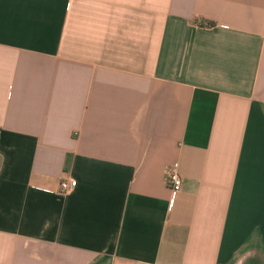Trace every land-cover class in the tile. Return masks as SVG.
Segmentation results:
<instances>
[{"label": "crops", "instance_id": "1", "mask_svg": "<svg viewBox=\"0 0 264 264\" xmlns=\"http://www.w3.org/2000/svg\"><path fill=\"white\" fill-rule=\"evenodd\" d=\"M0 264H264V0H0Z\"/></svg>", "mask_w": 264, "mask_h": 264}, {"label": "built area", "instance_id": "2", "mask_svg": "<svg viewBox=\"0 0 264 264\" xmlns=\"http://www.w3.org/2000/svg\"><path fill=\"white\" fill-rule=\"evenodd\" d=\"M77 181L75 180H63L60 183L61 196H66L72 193L77 188ZM183 186L182 178L179 174V165H173L168 171V187L171 190L172 196L175 197L181 192Z\"/></svg>", "mask_w": 264, "mask_h": 264}]
</instances>
